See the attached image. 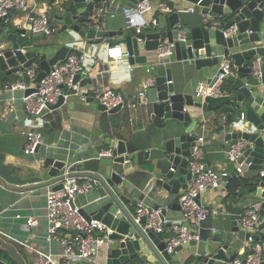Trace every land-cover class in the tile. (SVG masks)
Segmentation results:
<instances>
[{
  "label": "water",
  "instance_id": "95a60500",
  "mask_svg": "<svg viewBox=\"0 0 264 264\" xmlns=\"http://www.w3.org/2000/svg\"><path fill=\"white\" fill-rule=\"evenodd\" d=\"M49 1L51 19L62 27L60 33L71 31L77 39L95 45L122 43L130 66L147 63L149 55H142L143 52L153 54L161 44L172 43L175 40L174 31L165 32L160 29L166 24L174 28L179 26L180 21L179 15L174 13L159 18L158 27H147L143 21L140 33L107 31L99 22L94 21L90 6L101 4L103 0ZM141 1L110 0L109 3L111 10L123 14L124 9H135ZM184 1L200 8L202 15L212 16L220 26L214 30L211 23L205 20L202 25L185 27L186 42L175 43L174 53L178 62H186L187 66L202 72L210 84L222 72V58L232 59L238 71L237 77L232 75L226 79L232 84V90L221 97L200 100L185 91L179 92L173 83L172 70L167 69L164 76L155 77L154 86L147 91L145 104L150 109L153 121L150 128L126 140L119 134L112 135L109 147L112 150L111 157H89L66 176L65 162L47 159L43 167L50 165L47 172L49 181L30 189L51 186L53 190H60L63 188V180L74 175L95 181L97 197L90 200L81 209V213L88 221H100L110 230L105 236L107 264H126L130 261L139 264H229L236 259V254L229 250L227 239H199L170 250L165 233L146 228L145 219L136 221L134 202H141L146 196L158 203L151 209L161 208L163 218L167 216V206L176 209L175 197L181 196V190L192 179L188 169L189 159L198 139L196 126L201 114L223 110L231 116L227 121L230 130L226 141L243 139L250 143L239 160L242 173H238L234 167L223 178V187L245 172L264 173V0ZM233 26L237 27L236 33L226 37L225 30ZM128 27L130 29L131 26ZM43 37L44 33L31 34L27 27L15 26L10 22L5 29H0V41L10 44L0 54V84L6 82L10 75L27 70L34 63L40 67L36 78V83H40L66 60L72 49L63 46L50 55L53 51L51 44L34 43V39ZM255 64L261 72L259 80L253 74ZM84 76L78 74L75 77L74 83L80 82L81 88L86 86L81 81ZM36 90L28 89L26 94ZM86 96L87 93L82 91V97ZM78 99L71 96L65 105H74ZM84 102L96 103L99 111L108 115L122 111L120 106L108 112L98 99L86 98ZM62 106L63 98L52 110ZM40 149L41 145L37 147L36 153ZM144 159L152 161L151 168H143ZM258 185L256 195L260 200L259 214L262 222L258 226L255 240L262 245L260 264H264V175L260 177ZM164 191L171 195L170 199L164 197ZM0 264L33 262L25 263L14 246L0 238Z\"/></svg>",
  "mask_w": 264,
  "mask_h": 264
},
{
  "label": "crops",
  "instance_id": "0c3cea01",
  "mask_svg": "<svg viewBox=\"0 0 264 264\" xmlns=\"http://www.w3.org/2000/svg\"><path fill=\"white\" fill-rule=\"evenodd\" d=\"M154 10L144 18L147 27L154 28L152 20L171 16L174 13L179 15V26L172 28L167 24L161 31H174L175 38L180 30L185 27L202 25L205 21L201 10L184 0H149ZM32 7L35 6L39 14H47L51 17V6L49 0H30ZM112 2V0H111ZM160 3L167 4L172 11L168 14H162L157 10ZM110 4V3H109ZM95 22H99L107 31L136 32V27H128V18L123 14H118L111 10V4L105 6L101 4H90ZM103 8V10H101ZM194 11H191V10ZM115 14V15H114ZM25 13L20 11L12 12L9 22L15 26L25 27ZM8 22L0 21V29H5ZM52 26L56 29V34L42 39H34L35 44H51L52 54L63 46L69 47V54H80L85 58V75L81 81L86 85L81 88L87 93L86 98L98 99L106 90L121 92L126 98V105L122 111L116 115H108L99 111L96 103H87L79 98L73 105H64L57 110L46 112L41 116H31L27 113L22 98L25 92L18 90L15 92L2 91L0 94V231L11 238H2L6 243L14 246L25 263L34 261L35 255L29 250L24 249L19 243H27L35 248H39L55 255H61L62 246L53 242L49 244L46 241L48 232L47 221V192L49 186H43L32 189L36 185L47 183L49 178L47 172L50 165L45 164L47 159L65 162L68 171H75L76 167L83 163L87 158L94 157L99 152L111 145V138L114 134H119L126 140L131 135L142 134L146 128H150L153 121L150 117V109L145 103H141L138 94L141 90L142 82L149 76H164L167 69L172 70L173 83L179 92H184L196 97V89L200 82L206 83L207 79L203 77L202 72L196 71L193 67L187 66L186 62H178L176 55L168 60L170 63L166 66H156L149 74L147 68L156 65V53L149 55L145 64L137 63L133 70L129 69L125 45L117 43L122 49L124 57L122 61L115 62L109 57L108 50L111 46L105 43L101 45L90 44L87 40L77 39L71 31L60 33L61 26L51 19ZM159 25L157 24V27ZM10 47L7 42L0 41V53ZM50 47V48H51ZM25 51V50H24ZM233 65L234 76L237 77L238 71L235 68L234 61L228 59ZM222 64V61H221ZM24 70L20 73L10 75L6 82L0 84L5 86L25 78ZM32 83V85H35ZM232 90V84L225 81L222 91L223 94ZM13 98H16L13 101ZM231 116L223 110L201 114L198 117L196 126V135L198 138L204 137L206 140V162L216 168L219 172L231 173L234 166L226 159L225 152L230 143L226 137L229 133V124ZM28 132H36L44 137V141L49 147L41 146L39 152L35 155H27L25 147L29 142L26 135ZM148 149H146L147 151ZM145 158V157H144ZM151 160H143V168H151ZM82 165V164H81ZM179 177L181 175L177 173ZM248 180L260 179L261 172L248 171L241 175ZM259 183V181H258ZM259 187V185H258ZM24 188L25 190H19ZM258 189V188H257ZM185 189L181 190V193ZM257 191L252 194H245L236 201L228 202V191L226 186L218 189H211L204 192L201 196V203L205 207L219 209L220 214L211 216L202 221L195 229L201 240H224L227 239L228 247L231 253L236 254V259L246 260L253 252V244L248 241L247 234L238 224V216L248 207L259 204ZM166 199L171 195L164 191ZM96 191L78 196L74 204L83 209L88 202L96 198ZM158 203L150 196H146L143 201H135L134 207L137 209L140 205L150 208ZM166 207V205H165ZM174 207L167 206L166 218L172 223L179 224L182 219V211L179 209L180 196L175 197ZM35 218L37 223L27 226V220ZM173 225V224H172ZM171 234L165 233L168 239ZM14 243V244H13ZM16 243V247L15 246ZM226 244V243H225ZM19 248V249H18ZM107 246L102 249L99 261L101 264H107L106 256ZM31 252V254H30ZM132 264H139L136 261H130ZM73 264H93L84 260H76Z\"/></svg>",
  "mask_w": 264,
  "mask_h": 264
},
{
  "label": "built area",
  "instance_id": "2783aa9c",
  "mask_svg": "<svg viewBox=\"0 0 264 264\" xmlns=\"http://www.w3.org/2000/svg\"><path fill=\"white\" fill-rule=\"evenodd\" d=\"M110 0H103L105 6L109 5ZM103 10V8L101 9ZM154 10L152 3L149 0H143L138 3L136 8H127L123 12L128 18V24L131 27L137 28V33L142 31V22L147 14ZM157 10L162 14H168L172 9L165 3H160ZM20 11L25 13L24 19L28 31L31 34L44 33L46 36L56 34V29L51 24V17L47 14H39L32 7L30 0H0V20L9 22L12 12ZM193 11V9L191 10ZM115 15V14H114ZM205 20L211 23L212 29L219 28L220 24L210 15H204ZM145 23V21H144ZM158 20L154 18L152 25L155 27ZM146 25V24H145ZM237 27L233 26L225 30V35L235 34ZM186 42L184 30L177 33V37L172 43H163L156 51V65L147 68L150 74L156 66H166L170 61L168 58L174 55L175 43ZM1 54V53H0ZM109 57L115 62L122 61L124 57L122 49L119 45L111 46L108 50ZM85 58L80 54H69L66 60L61 63L56 69L48 73L40 83L32 85L36 82L37 75L40 72L38 63L32 64L25 73V78L10 83L5 86H0V94L2 91L15 92L22 90L25 93L28 89L36 88V92L25 94L21 99L27 113L31 116H41L46 112L54 111L53 106H56L60 99H64V105L67 99L71 96L86 99L82 97V89L80 82L74 83L75 77L84 72ZM132 71L133 66H129ZM221 73L216 76L214 83L200 82L196 89V98L204 100L206 97H221L223 96L222 87L229 76L234 74L233 65L227 58H222L220 65ZM253 74L258 80L261 77L259 67L255 64ZM155 84V78L149 76L142 82L141 90L138 98L141 103H146L147 91ZM16 98H13L15 101ZM100 103L106 107L107 111H111L118 107L126 105L125 96L118 91L106 90L99 97ZM26 135L29 142L25 147L27 155H35L39 145L49 147L44 141V137L36 132H28ZM206 140L204 137L197 139L194 152L189 159V171L192 179L180 196V206L182 211V219L179 224H171L172 221L162 217V209H151L148 206L140 205L136 209V221L145 219L146 228L157 233H169L168 248L173 250L175 247L190 241L199 240V236L195 233V229L200 223L211 216L220 214L219 209L208 208L202 205L201 196L204 192L211 189H218L222 186L223 178L230 173L219 172L213 166L206 162ZM250 147V143L243 139L233 140L229 148L226 150V159L237 168L238 173H242V164H239L240 158L244 152ZM101 157H111L112 150L108 148L102 149L99 154ZM251 164H248L250 166ZM72 171H66L65 176ZM264 173H261L263 176ZM63 188L53 190L51 186L47 192V221L48 232L46 241L51 244L59 243L63 252L61 255H55L39 248H35L27 243H19L24 249L31 251L35 255L33 264H73L76 260H84L93 264H101L99 261L102 249L106 245V234L110 230L100 221H88L81 213V208L73 206L75 199L97 188L95 181L74 175L66 177L63 180ZM0 187L2 185L0 184ZM0 203V208H1ZM260 204H255L248 207L243 213L238 216V224L240 228L248 235V241L253 244V252L242 261L235 259L229 264H260L262 259V245L255 240V235L258 226L262 222L259 214ZM37 223L35 218L27 220V226L32 227ZM0 238H7L13 242H18L10 236L0 231ZM132 264V263H126Z\"/></svg>",
  "mask_w": 264,
  "mask_h": 264
},
{
  "label": "trees",
  "instance_id": "16d2710c",
  "mask_svg": "<svg viewBox=\"0 0 264 264\" xmlns=\"http://www.w3.org/2000/svg\"><path fill=\"white\" fill-rule=\"evenodd\" d=\"M259 179L248 180L242 176L231 179L226 189L228 191L227 201H236L238 198L245 194H252L257 191Z\"/></svg>",
  "mask_w": 264,
  "mask_h": 264
},
{
  "label": "rangeland",
  "instance_id": "374dc122",
  "mask_svg": "<svg viewBox=\"0 0 264 264\" xmlns=\"http://www.w3.org/2000/svg\"><path fill=\"white\" fill-rule=\"evenodd\" d=\"M14 244V243H13ZM15 246H16V243H15ZM16 247H18V246H16ZM19 249V248H18ZM30 254H31V252H30Z\"/></svg>",
  "mask_w": 264,
  "mask_h": 264
}]
</instances>
